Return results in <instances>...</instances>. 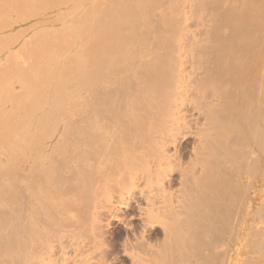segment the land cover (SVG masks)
<instances>
[{
    "label": "bare ground",
    "instance_id": "1",
    "mask_svg": "<svg viewBox=\"0 0 264 264\" xmlns=\"http://www.w3.org/2000/svg\"><path fill=\"white\" fill-rule=\"evenodd\" d=\"M120 258L264 264V0H0V264Z\"/></svg>",
    "mask_w": 264,
    "mask_h": 264
},
{
    "label": "rangeland",
    "instance_id": "2",
    "mask_svg": "<svg viewBox=\"0 0 264 264\" xmlns=\"http://www.w3.org/2000/svg\"><path fill=\"white\" fill-rule=\"evenodd\" d=\"M90 7L91 6L89 5V7H88L89 11L86 10V12H90V9H91ZM120 211L121 212H119L118 215H117L118 220H117V218L114 219V218L111 217V218L107 219L106 222L104 221L103 224H102L107 229V230L106 229H104V230L112 232L113 234H115V239H117L116 238V236H117L116 234H120L121 233L122 226L124 224H128V223H131V222L133 223V221L130 220L131 219V217H130V215H131L130 211L131 210L130 211L129 210H120ZM108 224L110 225L109 227H107ZM110 239H112V240H110ZM109 241H111V243L114 242L113 244H115V243L118 244V242H116V240H114L113 236H111L109 238ZM116 249L118 250L119 247L116 246ZM115 264H128V262H127V260L120 258V259H118V263L116 262Z\"/></svg>",
    "mask_w": 264,
    "mask_h": 264
}]
</instances>
